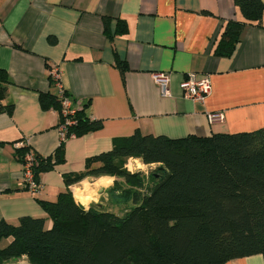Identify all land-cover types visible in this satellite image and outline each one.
<instances>
[{"label":"crops","instance_id":"0c3cea01","mask_svg":"<svg viewBox=\"0 0 264 264\" xmlns=\"http://www.w3.org/2000/svg\"><path fill=\"white\" fill-rule=\"evenodd\" d=\"M104 15L113 18L111 26L124 19L127 33L108 39ZM233 18L241 19L233 0H0V69L11 81L0 100V220L46 216L36 199L55 200L67 188L62 175L82 171L85 159L109 150L115 137L135 130L207 136L264 126V27L246 24L230 56L214 52ZM116 61L126 63L123 73ZM52 69L74 105L89 103L88 116L103 126L67 139L65 161L41 173L40 189L31 193L21 185L16 148L27 145L48 156L61 143L57 111L43 110L38 98L39 92H57ZM160 72L168 73L169 96L160 94L154 79ZM189 72L209 77L211 91L202 101L183 94ZM9 103L11 113L1 109ZM210 113L223 118L210 122ZM92 179L90 199L80 198H87L84 184ZM113 180L86 176L68 188L87 207L107 200ZM224 264H264V258L254 254Z\"/></svg>","mask_w":264,"mask_h":264},{"label":"trees","instance_id":"16d2710c","mask_svg":"<svg viewBox=\"0 0 264 264\" xmlns=\"http://www.w3.org/2000/svg\"><path fill=\"white\" fill-rule=\"evenodd\" d=\"M233 2L241 19L227 21L217 56L234 52L244 25L264 27V0ZM112 20L102 16L103 33L111 40L128 31L124 19L115 18L114 26ZM116 64L123 73L126 63ZM10 83L0 69V100ZM38 98L43 110L57 111L59 124L70 117L62 113L57 93L39 92ZM88 105L71 116L75 121L66 125L67 139L102 128V120L88 116ZM1 109L11 113L13 103ZM65 141L48 156L33 150L39 184L41 173L65 161ZM30 150L16 148L17 159L22 162ZM129 158L149 168L130 172ZM103 175L114 177L106 201L87 207L75 201L68 186ZM62 177L67 188L55 200L36 199L46 216L24 215L16 224L0 220V243L10 238L0 246V264L21 257L27 264H224L254 254L264 258V126L179 138L135 130L87 157L82 171ZM109 203L121 206L122 213L110 210Z\"/></svg>","mask_w":264,"mask_h":264},{"label":"built area","instance_id":"2783aa9c","mask_svg":"<svg viewBox=\"0 0 264 264\" xmlns=\"http://www.w3.org/2000/svg\"><path fill=\"white\" fill-rule=\"evenodd\" d=\"M50 77L54 81V85L57 88V96L61 101L62 113L64 115H70L65 121L59 124L58 128L60 131V140L65 141L68 137L66 136V125L74 123V119L71 116L76 112V106L73 104L69 96L64 93V89L60 83V77L57 69L50 71ZM154 79L159 87L160 94L162 96H169V78L168 73L160 72L154 75ZM183 94L194 100L202 101L210 93L211 86L209 77L205 74L189 72L185 76V79L181 83ZM222 113H210L208 120L215 122L222 120ZM34 159V151L30 150L25 152L22 163V182L21 185L24 189L31 193H37L40 189V184L36 181L34 173L32 171Z\"/></svg>","mask_w":264,"mask_h":264},{"label":"rangeland","instance_id":"374dc122","mask_svg":"<svg viewBox=\"0 0 264 264\" xmlns=\"http://www.w3.org/2000/svg\"><path fill=\"white\" fill-rule=\"evenodd\" d=\"M137 163H139V164H142L141 162H140V160H137V161H135V160H133V158H130V159H128L127 160V162H126V168H127V170L128 171H130V172H133V171H135V170H147L148 168H149V166H144L143 168H139V167H137ZM151 167H153V165L151 166ZM119 180H121V179H119ZM93 179L92 180H88L86 183L87 184H84L85 186H84V192L85 191H88V196H87V198L86 197H80V198H82V199H87V200H89L90 199V197H91V195H90V193H93L92 192V188L94 187V184L95 183H93ZM112 186V185H111ZM74 192H75V194L76 195H81V192H80V190L79 189H76V190H74ZM79 198V199H80ZM110 210H113V211H115V212H119V213H122V210H121V206H119V205H116V204H113V203H109L108 204V206H107ZM18 262H21V263H24V264H27V261H26V259H25V257H21L19 260H18Z\"/></svg>","mask_w":264,"mask_h":264},{"label":"clouds","instance_id":"9594fccd","mask_svg":"<svg viewBox=\"0 0 264 264\" xmlns=\"http://www.w3.org/2000/svg\"><path fill=\"white\" fill-rule=\"evenodd\" d=\"M137 167H139V168H143L144 165L137 163Z\"/></svg>","mask_w":264,"mask_h":264},{"label":"water","instance_id":"95a60500","mask_svg":"<svg viewBox=\"0 0 264 264\" xmlns=\"http://www.w3.org/2000/svg\"><path fill=\"white\" fill-rule=\"evenodd\" d=\"M6 264H24V263H21V262H14V263H6Z\"/></svg>","mask_w":264,"mask_h":264}]
</instances>
